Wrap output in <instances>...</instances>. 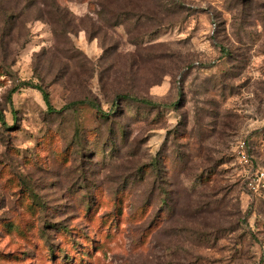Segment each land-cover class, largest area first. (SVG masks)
I'll use <instances>...</instances> for the list:
<instances>
[{
	"label": "rangeland",
	"instance_id": "obj_1",
	"mask_svg": "<svg viewBox=\"0 0 264 264\" xmlns=\"http://www.w3.org/2000/svg\"><path fill=\"white\" fill-rule=\"evenodd\" d=\"M97 1L0 0V264H264V0Z\"/></svg>",
	"mask_w": 264,
	"mask_h": 264
},
{
	"label": "trees",
	"instance_id": "obj_2",
	"mask_svg": "<svg viewBox=\"0 0 264 264\" xmlns=\"http://www.w3.org/2000/svg\"><path fill=\"white\" fill-rule=\"evenodd\" d=\"M120 2L121 4L117 6V3ZM97 5L102 11H105L108 15L113 17H125L132 13L140 15V17L145 16V11H143L145 8L143 4H141V0H98ZM64 12L62 8H59L56 3L54 4L52 2L51 11L47 16V22L50 24L53 34H56V26L61 27L60 29L62 32L68 33L65 31L69 26L65 21L66 14ZM39 91L42 93L43 99L48 105L49 110L53 111L50 107L47 93L42 89H39Z\"/></svg>",
	"mask_w": 264,
	"mask_h": 264
},
{
	"label": "built area",
	"instance_id": "obj_3",
	"mask_svg": "<svg viewBox=\"0 0 264 264\" xmlns=\"http://www.w3.org/2000/svg\"><path fill=\"white\" fill-rule=\"evenodd\" d=\"M243 162L246 163L247 159L242 155ZM248 188L252 191H256L259 186L264 188V170H256L252 176L248 177Z\"/></svg>",
	"mask_w": 264,
	"mask_h": 264
}]
</instances>
